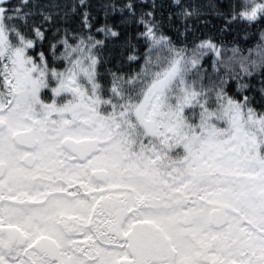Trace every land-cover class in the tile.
Instances as JSON below:
<instances>
[{
	"label": "snow or ice",
	"instance_id": "snow-or-ice-1",
	"mask_svg": "<svg viewBox=\"0 0 264 264\" xmlns=\"http://www.w3.org/2000/svg\"><path fill=\"white\" fill-rule=\"evenodd\" d=\"M0 264H264V0H0Z\"/></svg>",
	"mask_w": 264,
	"mask_h": 264
}]
</instances>
